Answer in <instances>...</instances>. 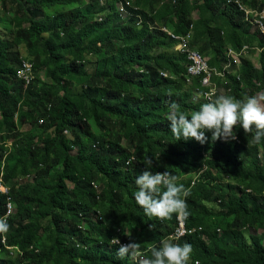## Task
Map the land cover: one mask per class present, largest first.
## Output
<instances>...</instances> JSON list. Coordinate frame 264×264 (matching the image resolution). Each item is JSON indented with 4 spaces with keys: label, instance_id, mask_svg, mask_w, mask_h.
Returning a JSON list of instances; mask_svg holds the SVG:
<instances>
[{
    "label": "trees",
    "instance_id": "1",
    "mask_svg": "<svg viewBox=\"0 0 264 264\" xmlns=\"http://www.w3.org/2000/svg\"><path fill=\"white\" fill-rule=\"evenodd\" d=\"M242 1L264 8V0ZM131 2L140 20L122 23L116 0H0L9 36L0 37V175L16 203L6 246L0 233V264H143L119 257L112 238L135 240L151 259L177 215L160 220L137 205L147 157L153 173L171 172L191 189L185 223L197 231L172 242L193 246L189 264H264V140L239 126L235 141L213 142L209 131L204 144L175 139L170 102L190 118L205 89L186 81L185 56L160 29L191 32L211 66L228 48H255L260 68L243 58L240 80L218 81L221 95L241 100L264 92V39L225 0ZM23 58L35 72L27 86L17 76ZM27 174L33 182L17 183ZM6 205L0 193L2 219Z\"/></svg>",
    "mask_w": 264,
    "mask_h": 264
},
{
    "label": "clouds",
    "instance_id": "2",
    "mask_svg": "<svg viewBox=\"0 0 264 264\" xmlns=\"http://www.w3.org/2000/svg\"><path fill=\"white\" fill-rule=\"evenodd\" d=\"M172 95L171 92L168 93ZM168 120L170 131L177 141L195 140L200 144L207 142L205 131L211 132L213 142L222 140L225 142L237 139L234 129L239 126L244 133H254V143L264 140V92L236 99L231 95H220L214 101L203 103L199 110L193 111L187 116L180 111V106L170 102ZM153 159L147 157L144 171L136 177L138 190L134 193V199L150 217L160 220L171 219L173 214L181 220H187L190 212L187 206V198L191 189L186 187L179 178L171 172L153 173ZM9 230L7 222L0 218V233ZM112 244L118 246L117 255L121 258H137L143 255L141 244L131 240L127 244H121L119 238H112ZM193 254V246L189 243L183 245L172 242H163L151 246V259L145 258L143 264H189Z\"/></svg>",
    "mask_w": 264,
    "mask_h": 264
},
{
    "label": "built area",
    "instance_id": "3",
    "mask_svg": "<svg viewBox=\"0 0 264 264\" xmlns=\"http://www.w3.org/2000/svg\"><path fill=\"white\" fill-rule=\"evenodd\" d=\"M106 0H99L101 5L105 4ZM132 0H116L115 7L116 12L121 19L122 23L128 22L131 18H135L136 20H140L139 16L135 13L138 12L137 8L132 6ZM224 7H233L238 12L244 15L245 24L250 26L254 32L260 34L261 38L264 39V8L260 10L259 8L253 9L246 7L242 0H225ZM102 17H98V21H101ZM141 22L138 23V25ZM160 31L167 35V37L175 42L173 50L179 54L185 56L187 60L186 65V81L190 82L192 79H197L198 84L202 88L205 89L203 92V101L205 103L214 101L219 95L223 92L219 89V80H225L227 76L233 75L237 76V79L240 80V75H238L237 71L242 65V59L245 58L252 50L255 48H251L249 46H243L240 50H235L233 48H228L226 52V60L223 62L221 66H211L208 64V58H205L198 50V46H194L192 44V36L191 32H189L185 36H177L172 33L171 30L161 28ZM260 51V49L256 48ZM256 66V65H255ZM260 68V66H256ZM17 76L21 79L25 86L32 83L35 79V72L33 63L26 58L22 59V62L18 68ZM160 76L167 77V73L161 71ZM43 122V119L40 120V123ZM66 133V132H65ZM36 175L35 174H27L25 176L20 177L17 180L19 184H26L34 181ZM12 187H10L3 178V174L0 175V193L1 195L6 196L7 205H6V215L3 218L7 224L8 220L15 214L16 211V203L13 201L11 196ZM176 228L174 232L162 242L157 243V245H162L163 242H173L178 241L182 237H185L188 234L195 233L196 229H187L185 220H181L177 217ZM199 231L202 228L198 229ZM2 244L4 246L7 245V234L2 233ZM121 244H127L128 242H123L120 238ZM115 245V244H113ZM11 255H14L15 248H7ZM144 260L143 257L134 258V261L138 263L139 261Z\"/></svg>",
    "mask_w": 264,
    "mask_h": 264
},
{
    "label": "rangeland",
    "instance_id": "4",
    "mask_svg": "<svg viewBox=\"0 0 264 264\" xmlns=\"http://www.w3.org/2000/svg\"><path fill=\"white\" fill-rule=\"evenodd\" d=\"M9 7H14V5H12V3H10L9 4ZM101 8V7H100ZM98 10H97V12L98 11H100L99 10V8H97ZM105 13V11H103V13H102V15H98L97 16V18H96V20L98 19V17L99 16H104L103 14ZM196 14V13H195ZM98 21V20H97ZM83 29V32L84 31H86V32H89V31H91L92 29H93V26H92V24H90L89 26H86L85 28L83 27L82 28ZM226 29H221V31L223 32V31H225ZM80 33V32H79ZM0 37L1 38H7V37H9V36H7V34H5V30H3V29H1L0 28ZM199 51H200V49H199ZM23 52L24 53H26V50H25V48H23ZM205 58H207L206 56H205ZM245 58H248V59H251L254 63H255V65L256 66H260L259 65V54H254L253 52H251V53H249ZM43 78H45V76L43 75L42 76ZM27 128H29V124H27V125H25L24 127H23V129H27ZM33 182V181H32Z\"/></svg>",
    "mask_w": 264,
    "mask_h": 264
},
{
    "label": "crops",
    "instance_id": "5",
    "mask_svg": "<svg viewBox=\"0 0 264 264\" xmlns=\"http://www.w3.org/2000/svg\"><path fill=\"white\" fill-rule=\"evenodd\" d=\"M192 19H193V20H196V19H197V14L194 13V14L192 15Z\"/></svg>",
    "mask_w": 264,
    "mask_h": 264
}]
</instances>
